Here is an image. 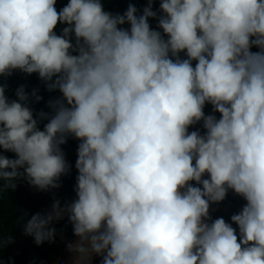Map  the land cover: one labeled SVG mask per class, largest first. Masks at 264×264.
<instances>
[{"label":"clouds","instance_id":"clouds-1","mask_svg":"<svg viewBox=\"0 0 264 264\" xmlns=\"http://www.w3.org/2000/svg\"><path fill=\"white\" fill-rule=\"evenodd\" d=\"M154 3L0 0V182L60 188L72 138L74 198L22 213L36 246L66 216L72 264H264V0ZM15 72L58 95L10 97Z\"/></svg>","mask_w":264,"mask_h":264},{"label":"trees","instance_id":"trees-1","mask_svg":"<svg viewBox=\"0 0 264 264\" xmlns=\"http://www.w3.org/2000/svg\"><path fill=\"white\" fill-rule=\"evenodd\" d=\"M66 3L67 0H57V9L61 8ZM102 3H104L106 10L123 12L128 3H134L140 7L146 4V0H102ZM158 6L159 0H155L154 8H158ZM150 23L155 26V21H150ZM59 27L62 26H58L57 30H59ZM7 83L9 90L6 94L12 98H14L13 93L15 88L19 85H25L28 90L39 88L40 94L44 97L45 101L50 95H58V93H48L45 91L36 74L27 76L15 72L10 78H8ZM34 107L37 110L44 108L47 111L44 101L35 104ZM210 109V105L206 106L205 112H209ZM77 144L78 141L69 138L67 143L62 146L66 153V159L71 165H73V168L69 175L62 177L61 187L52 190L62 198L64 203L70 201L75 196L73 188L76 176L74 163L76 159ZM6 155L12 156L13 154L6 153ZM34 190L35 188L29 187V185L23 180L17 183V187L14 190L3 188V182H0V242L5 241L9 236L13 237V242L11 244L0 247V260L7 261L8 258L11 257L14 264H40L42 260L51 262L59 250V246L56 244V237L52 243L46 242L40 246H36L31 237L22 234L23 224L29 218H22L23 211H27L29 214H34L42 209L50 208L51 203L53 202V199L48 193H36ZM243 204L244 201L242 198L230 191L223 202L212 205L214 210L210 213L213 219L223 217L226 221H229L230 216L237 213ZM56 227L58 233L74 238L71 225L68 224L67 218L57 222ZM233 227L236 226L233 225ZM30 245L33 248H31ZM95 264H98V260Z\"/></svg>","mask_w":264,"mask_h":264},{"label":"water","instance_id":"water-1","mask_svg":"<svg viewBox=\"0 0 264 264\" xmlns=\"http://www.w3.org/2000/svg\"><path fill=\"white\" fill-rule=\"evenodd\" d=\"M36 193H48L50 196H51V198L53 199V200H59L60 201V203H61V206H63V204H64V202H63V200H62V198L59 196V195H57V194H55L52 190L51 191H40V190H37V189H35L34 190ZM67 217L65 216L64 218H62L61 220H59V221H62V220H64V219H66ZM59 221H54V224H53V226L55 227V228H57L56 227V223L57 222H59ZM56 239H57V241H58V244H63V243H67V242H69V241H74L76 238L74 237H67V236H64V235H62V234H60V233H56ZM30 247L31 248H33L31 245H30Z\"/></svg>","mask_w":264,"mask_h":264},{"label":"rangeland","instance_id":"rangeland-1","mask_svg":"<svg viewBox=\"0 0 264 264\" xmlns=\"http://www.w3.org/2000/svg\"><path fill=\"white\" fill-rule=\"evenodd\" d=\"M65 245L66 243L59 244L56 258L52 262L46 263L42 260L40 264H71V261L69 260L70 254L67 252Z\"/></svg>","mask_w":264,"mask_h":264},{"label":"flooded vegetation","instance_id":"flooded-vegetation-1","mask_svg":"<svg viewBox=\"0 0 264 264\" xmlns=\"http://www.w3.org/2000/svg\"><path fill=\"white\" fill-rule=\"evenodd\" d=\"M56 244L59 246V244H58V241H57V240H56ZM55 258H56V256H55ZM55 258H54V259H55ZM54 259H53V260H54ZM53 260H52V261H53ZM52 261H51V262H52ZM45 262H46V263H49V262H47V261H45Z\"/></svg>","mask_w":264,"mask_h":264},{"label":"bare ground","instance_id":"bare-ground-1","mask_svg":"<svg viewBox=\"0 0 264 264\" xmlns=\"http://www.w3.org/2000/svg\"><path fill=\"white\" fill-rule=\"evenodd\" d=\"M69 260L71 261V264H72V259H71V256H70Z\"/></svg>","mask_w":264,"mask_h":264}]
</instances>
